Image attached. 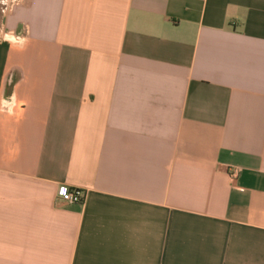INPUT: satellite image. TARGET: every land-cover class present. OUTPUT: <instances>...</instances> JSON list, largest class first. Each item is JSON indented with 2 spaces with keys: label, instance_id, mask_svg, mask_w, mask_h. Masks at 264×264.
Returning <instances> with one entry per match:
<instances>
[{
  "label": "crops",
  "instance_id": "crops-1",
  "mask_svg": "<svg viewBox=\"0 0 264 264\" xmlns=\"http://www.w3.org/2000/svg\"><path fill=\"white\" fill-rule=\"evenodd\" d=\"M0 264H264V0L2 10Z\"/></svg>",
  "mask_w": 264,
  "mask_h": 264
},
{
  "label": "built area",
  "instance_id": "built-area-1",
  "mask_svg": "<svg viewBox=\"0 0 264 264\" xmlns=\"http://www.w3.org/2000/svg\"><path fill=\"white\" fill-rule=\"evenodd\" d=\"M8 37V35L6 34ZM16 40V38H13ZM238 169L235 167H232L230 170V177L231 179L236 178ZM56 197L60 202L68 203V204H79L83 202V199L85 197L84 190L79 187H72L67 188L65 186L58 187L56 191Z\"/></svg>",
  "mask_w": 264,
  "mask_h": 264
},
{
  "label": "rangeland",
  "instance_id": "rangeland-1",
  "mask_svg": "<svg viewBox=\"0 0 264 264\" xmlns=\"http://www.w3.org/2000/svg\"><path fill=\"white\" fill-rule=\"evenodd\" d=\"M16 1L17 0H0V14L2 10H4L5 8H7V6L13 4Z\"/></svg>",
  "mask_w": 264,
  "mask_h": 264
}]
</instances>
